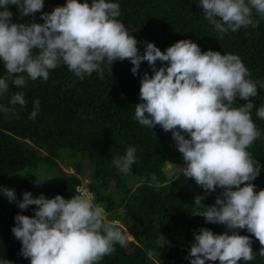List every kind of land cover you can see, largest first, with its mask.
<instances>
[{"label": "clouds", "instance_id": "1", "mask_svg": "<svg viewBox=\"0 0 264 264\" xmlns=\"http://www.w3.org/2000/svg\"><path fill=\"white\" fill-rule=\"evenodd\" d=\"M16 5L22 16L41 12L43 23H15L8 5ZM210 24L221 34L242 27H256L253 10L264 17V0H200ZM44 0H0V61L7 75L0 78V96L9 92V81L17 88L31 80L49 78V70L66 65L76 76L99 72L101 64L128 60L137 74L142 61L152 68L140 80L141 103L135 104V119L149 129L159 125L171 132L184 166L179 171L191 178L205 193L222 189L215 203L205 206L197 195L193 215L208 223L226 225L228 231L209 228L194 232L189 250L190 264H239L255 259L252 241L238 234L246 229L260 243L264 256V188L255 191L252 181L260 172L248 148L261 133L252 120L249 99L257 85L235 54L201 51L198 44L181 39L161 51L145 42L141 54L127 27L117 17L119 4L111 0H66L50 12H42ZM166 62L156 67V62ZM237 97L247 101L234 107ZM10 105H26L23 92L11 94ZM39 101L33 102L30 118L38 115ZM0 112H14L0 105ZM264 119V105L256 109ZM186 134V135H185ZM136 148L129 146L112 163L124 173L136 162ZM49 179V178H48ZM156 181V176L151 177ZM46 179H37L39 184ZM3 196L15 200L14 190L0 187ZM37 206L34 216L17 213L12 232L21 242V255L30 264H98L110 255L115 244L125 245L123 232L109 222L94 197L76 194L69 199L57 194L33 197L25 191L20 209ZM162 243L163 237L161 236ZM0 264H11L0 258Z\"/></svg>", "mask_w": 264, "mask_h": 264}, {"label": "trees", "instance_id": "2", "mask_svg": "<svg viewBox=\"0 0 264 264\" xmlns=\"http://www.w3.org/2000/svg\"><path fill=\"white\" fill-rule=\"evenodd\" d=\"M90 2V0H89ZM119 4L117 17L140 43L152 42L161 51L178 40L189 39L201 51L237 55L249 71V79L257 85V95L250 97L254 108L251 117L261 135L247 149L260 165L252 181L255 191L264 188V119L256 109L264 105V17L253 10L256 27H242L236 32L221 34L209 23L199 5L200 0H111ZM66 0H44L42 12L62 6ZM15 23H43L41 12L22 16L16 5H8ZM166 62H156V67ZM99 72L76 76L66 65L49 70L48 80L27 78L17 88L9 81V92L0 96V105L14 112H0V187L14 190L15 200L3 196L0 189V258L11 264H30L21 255V242L12 228L17 213L34 216L37 206L18 207L25 191L33 197L43 194L52 198L59 194L69 199L84 186L102 207L109 222L125 235L126 243L115 244V250L98 264H190L189 250L194 232L209 228L216 234L228 231L226 225L208 223L193 215L197 209L194 198L204 196L202 203L210 206L222 189L205 193L191 178L184 177L179 166L167 173L164 164L171 158L167 141L171 132L159 125L149 129L135 119V104L141 103L140 80L152 68L142 61L137 74L131 72L128 60L101 64ZM7 75L0 61V78ZM23 92L26 105H10L11 94ZM233 106L247 101L237 97ZM39 101L38 115L30 118L33 102ZM186 135V134H185ZM136 148V162L130 171L121 172L113 159L123 156L129 147ZM65 164L71 170L62 167ZM155 175L156 181L151 177ZM49 178V179H48ZM44 180L37 184L36 181ZM238 234L252 241L255 259L239 264H264L259 254V241L246 229ZM161 236L163 237V243ZM219 264V261L213 262Z\"/></svg>", "mask_w": 264, "mask_h": 264}, {"label": "rangeland", "instance_id": "3", "mask_svg": "<svg viewBox=\"0 0 264 264\" xmlns=\"http://www.w3.org/2000/svg\"><path fill=\"white\" fill-rule=\"evenodd\" d=\"M167 147L169 148V153L171 155V158L168 161H166V163L164 164V169L167 173H172L173 169L176 166H178V163L180 162V160L183 161V159H182V154L179 153V151L177 150L175 143L167 141ZM183 164H184V161H183ZM61 166L66 169L68 167L65 164H61ZM68 170H71L70 167H68ZM83 180L84 179H82V181Z\"/></svg>", "mask_w": 264, "mask_h": 264}, {"label": "built area", "instance_id": "4", "mask_svg": "<svg viewBox=\"0 0 264 264\" xmlns=\"http://www.w3.org/2000/svg\"><path fill=\"white\" fill-rule=\"evenodd\" d=\"M85 183H86V179L80 182V184L77 186V189L79 192H82L85 195H91L90 192L87 190V188L84 186Z\"/></svg>", "mask_w": 264, "mask_h": 264}]
</instances>
